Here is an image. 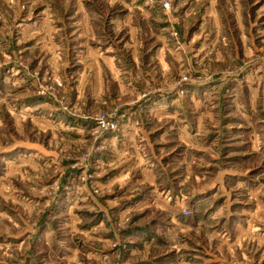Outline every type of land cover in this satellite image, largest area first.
<instances>
[{
    "label": "rangeland",
    "instance_id": "rangeland-1",
    "mask_svg": "<svg viewBox=\"0 0 264 264\" xmlns=\"http://www.w3.org/2000/svg\"><path fill=\"white\" fill-rule=\"evenodd\" d=\"M0 264H264V0H0Z\"/></svg>",
    "mask_w": 264,
    "mask_h": 264
}]
</instances>
